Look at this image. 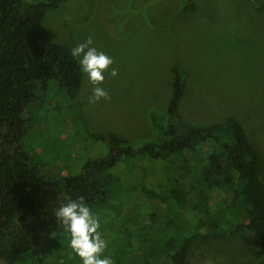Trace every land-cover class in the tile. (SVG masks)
<instances>
[{
  "label": "trees",
  "instance_id": "obj_1",
  "mask_svg": "<svg viewBox=\"0 0 264 264\" xmlns=\"http://www.w3.org/2000/svg\"><path fill=\"white\" fill-rule=\"evenodd\" d=\"M70 0H0V259L6 264H81L54 217L68 199L98 216L113 264H190L203 242L238 240L242 257L264 253L260 151L239 119L194 124L182 115L188 76L171 67L161 139L132 144L114 135L106 155L58 172L25 150L29 107L52 83L76 102L84 73L71 50L50 41L45 14ZM194 8V7H192ZM39 112V111H38ZM66 174H64V172Z\"/></svg>",
  "mask_w": 264,
  "mask_h": 264
},
{
  "label": "rangeland",
  "instance_id": "obj_2",
  "mask_svg": "<svg viewBox=\"0 0 264 264\" xmlns=\"http://www.w3.org/2000/svg\"><path fill=\"white\" fill-rule=\"evenodd\" d=\"M43 27L69 50L91 38L118 72L105 73L100 85L107 100L89 103L84 74L76 102L52 83L43 106L26 111L25 150L45 174L58 172L64 156L68 170L108 153L104 142L86 139L79 117L93 135L132 144L161 139L177 64L189 81L182 115L194 124L239 119L260 151L264 181V0H70L49 10ZM240 252L238 240H211L199 244L190 264H264V253L254 260Z\"/></svg>",
  "mask_w": 264,
  "mask_h": 264
},
{
  "label": "clouds",
  "instance_id": "obj_3",
  "mask_svg": "<svg viewBox=\"0 0 264 264\" xmlns=\"http://www.w3.org/2000/svg\"><path fill=\"white\" fill-rule=\"evenodd\" d=\"M92 45L91 38L77 44L72 48L71 56L78 61L80 70L92 85L89 103H96L101 99H108V93L100 86L105 80V73L116 77L118 72L111 67L114 64L112 58ZM54 217L67 230L70 236L69 247L79 257L81 264H113L104 255L108 241L102 237L100 219L83 202V198L78 201L68 199L56 208ZM0 264L6 262L0 259Z\"/></svg>",
  "mask_w": 264,
  "mask_h": 264
}]
</instances>
